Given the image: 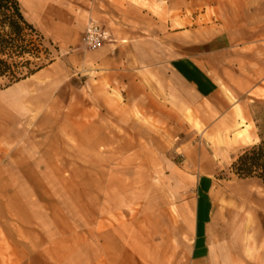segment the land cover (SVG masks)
<instances>
[{
  "label": "rangeland",
  "instance_id": "obj_1",
  "mask_svg": "<svg viewBox=\"0 0 264 264\" xmlns=\"http://www.w3.org/2000/svg\"><path fill=\"white\" fill-rule=\"evenodd\" d=\"M130 2L152 17L136 36L153 44L142 67L124 68L193 58L221 95L191 110L158 83L147 116L108 72L72 58L77 47L45 37L55 62L0 89V264H212L195 255L239 240L217 198L245 180L232 164L264 142V0ZM244 132L248 143L229 149ZM202 179L214 184L209 218L197 217Z\"/></svg>",
  "mask_w": 264,
  "mask_h": 264
},
{
  "label": "crops",
  "instance_id": "obj_2",
  "mask_svg": "<svg viewBox=\"0 0 264 264\" xmlns=\"http://www.w3.org/2000/svg\"><path fill=\"white\" fill-rule=\"evenodd\" d=\"M19 2L22 10L24 3L26 13L24 11L23 13L27 20L40 30L44 38H50L49 41L58 44L62 50L63 47H77L72 58L79 63L86 61L93 63L97 68L109 73L108 77L113 86L118 84L123 91L127 88L126 103L129 109L146 111V115L149 116L150 111L157 107L155 93H160L161 88L158 83L162 84L164 92L173 101L191 110L199 103L221 95L217 78L215 79L204 65L193 58L178 59L176 63L170 65V70L166 71L159 68L157 70L141 68L137 71L124 68L127 61L131 66L142 67L147 57L144 47L153 44L148 38L136 36L142 27L149 25L152 17L134 6L130 0H77L75 8L69 4L64 6V3H59L58 0ZM92 21L104 29L109 40L101 48L90 51L83 45L86 28ZM138 51L141 54H137ZM124 53L128 59H124ZM145 79L152 83V87L146 85ZM238 80L236 78L235 82ZM255 93L259 96L263 94L262 91ZM260 140V136L256 135L254 144ZM229 184L223 189V193H218L217 199L219 201L223 196L224 201L231 205L224 207L223 213L218 208L216 217H233L235 229L238 225L240 230H244L245 226L250 224L252 230L264 237V183L256 181V178H248ZM212 189L214 184L210 180H201L200 190L206 191L208 196L206 202L201 201L200 214L197 216L199 218L213 217L209 206ZM199 248H196L197 252ZM204 254L211 255V252L195 255L194 261L205 260Z\"/></svg>",
  "mask_w": 264,
  "mask_h": 264
},
{
  "label": "trees",
  "instance_id": "obj_3",
  "mask_svg": "<svg viewBox=\"0 0 264 264\" xmlns=\"http://www.w3.org/2000/svg\"><path fill=\"white\" fill-rule=\"evenodd\" d=\"M30 58L41 63L34 64ZM55 60L44 36L25 17L19 0H0V81H6L0 89L36 75ZM231 168L240 179L258 178L264 183V142L246 150Z\"/></svg>",
  "mask_w": 264,
  "mask_h": 264
},
{
  "label": "bare ground",
  "instance_id": "obj_4",
  "mask_svg": "<svg viewBox=\"0 0 264 264\" xmlns=\"http://www.w3.org/2000/svg\"><path fill=\"white\" fill-rule=\"evenodd\" d=\"M244 135H246V132L240 134L239 139H231L228 148L236 149L243 144H247L248 138L245 139ZM235 227L238 239L245 241L244 244L239 240L235 243L227 241V244L223 243L212 247L210 255L212 264H264L263 236L252 230L250 224L245 226V232H242L238 225Z\"/></svg>",
  "mask_w": 264,
  "mask_h": 264
},
{
  "label": "built area",
  "instance_id": "obj_5",
  "mask_svg": "<svg viewBox=\"0 0 264 264\" xmlns=\"http://www.w3.org/2000/svg\"><path fill=\"white\" fill-rule=\"evenodd\" d=\"M109 37L104 29L96 22L92 21L86 28L84 36V44L90 49H99L107 41Z\"/></svg>",
  "mask_w": 264,
  "mask_h": 264
}]
</instances>
